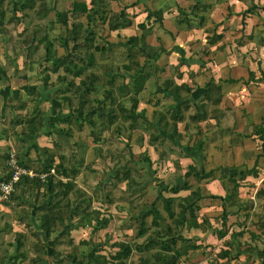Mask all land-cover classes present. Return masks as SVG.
Returning <instances> with one entry per match:
<instances>
[{
	"label": "crops",
	"instance_id": "0c3cea01",
	"mask_svg": "<svg viewBox=\"0 0 264 264\" xmlns=\"http://www.w3.org/2000/svg\"><path fill=\"white\" fill-rule=\"evenodd\" d=\"M72 1L42 0V3L36 1L31 7H26L24 10L18 8V2L15 0L0 1V9L3 10L0 21V68L4 69L3 75H0V179L9 175V167L6 163L9 152H13L17 160L25 163L26 167L45 175L49 168H54L55 164L61 161L64 166L76 169V173L72 177L74 183L84 173L83 168L92 170L91 166L96 161L93 158L86 159L82 156L83 149H85V153L93 151V146H91V142L82 141L81 131L83 128L86 129L91 140H96L92 138L90 129L92 127V130L99 131L97 130L99 125L97 115L90 116L91 121H94L93 125L91 123L89 125L79 112H76L78 120L73 119V116H71V120L67 121L52 119L63 118L71 112H75L79 97L73 96L65 100L64 96H70L71 92L63 89L65 80L59 79V76L64 75L68 78L70 73L65 74L62 66L56 71H51L47 67L48 63L42 61L44 52L42 43L36 42L38 38L27 40L28 36L25 34L27 29H32L36 34L40 33V37L45 34L48 39L54 40L55 54L61 56V59H65L67 55L71 56L73 52L75 54L76 51L92 50L95 45H103L104 50L101 53L96 50L94 54L95 56L102 54L111 59L106 67L111 73L110 76H106V80L112 76L111 83L107 84L113 89L116 100H118L116 89L127 91L129 96L132 82L130 76L135 70L142 67L150 69L149 76L137 79V83L139 82L137 94L144 87L146 81H152L154 87L152 91L147 92V95H161L162 98H168L163 109L154 108L152 110V112L155 111L153 119L157 118L158 112L161 111L166 114L163 121L169 122L168 104L174 102L172 94L164 95L162 92L156 91L157 86H162L165 82L169 86L180 82L187 85L203 86L211 76L214 81L219 79L220 82L221 99L217 104V109L212 113L209 112L202 121L195 124L187 118L188 113L192 110L189 108L184 110L183 119L177 122L179 132L186 138L190 136L191 140L193 139L190 133L194 129V131L201 129L198 130L199 136L203 139L200 158L195 155L180 156L177 154L178 147L172 148L176 154L174 158L176 166L171 162L175 168L174 182L163 180L161 182L176 184L187 181L189 183V187L176 192V196H174L175 193L166 194L175 197L174 205L177 207L176 202L180 197L190 195V192L195 189L199 191V196L196 199L199 206L194 212L198 221L201 216H206L211 227L186 228L182 226V231L186 229L197 230L196 232L200 231L204 234L208 232L212 237L210 241L215 240L220 248L224 247V240L229 236L230 225L236 224L242 228L240 235H237L233 240V245L237 248L236 254L230 258H219L218 264H236L237 262L239 264H264V256H260L259 252L264 246V231L262 229L264 195L255 194L258 187H264L262 181L264 178V150L255 147L260 139H258L254 127L259 121H262L260 125L264 128V75L261 76L264 71V0H109L107 9L116 12L115 18L118 19V23L114 28H109L107 22L94 24V19L92 24L96 27V32L92 36L93 39L88 47L81 46L80 49L73 48V44H69L71 41L66 47L62 46L57 38L66 33L65 26L56 19L55 15L56 11L62 10L68 11L69 22L76 20L82 24L78 33L79 42L84 35L85 15L82 13L70 14L69 8ZM77 1L86 2L87 0ZM177 7L185 10L189 25L186 22L177 21ZM44 8L46 11L43 14ZM153 9L161 11L160 23L153 19L152 15L147 17V13ZM194 13L203 16L201 23L195 22ZM130 37L135 38L133 45L127 44ZM21 39H25V43L20 42L19 44ZM35 44H37L36 48H34ZM117 57L122 59L115 60ZM135 60L138 62L137 65L134 63ZM150 62H152L151 68L148 64ZM125 63L130 66L129 69L122 67V64ZM93 68L94 65L87 69L92 70ZM124 69H127L131 75H124ZM248 71L251 72V79L248 78ZM45 73H48V77L43 82L42 76ZM78 78H80L79 75L76 76L77 80ZM104 87L107 85L104 84ZM96 93H98L97 90L88 95L91 104L94 105L98 103L96 99L101 98H98ZM198 94V92L195 93V96ZM150 97L151 95L147 97L146 102H151V104L157 102V97L152 101H150ZM67 100H71L69 105ZM103 101L105 106L109 104V99ZM194 102L195 99H192L191 104L193 105ZM136 110L140 113L137 118L141 116L144 120L141 115L144 109L136 108ZM224 118H227L226 120L229 122L225 120V123ZM41 119L43 125L36 127L34 133H31L29 127ZM119 121H121L120 118L110 124L108 128L115 124L119 125ZM147 121L145 119V122L142 123L145 127ZM152 128L149 127L148 136L152 132ZM102 131H99L98 134L100 135ZM159 132L164 133L161 129ZM215 138L218 141L217 145L220 141L222 142L220 148L213 145ZM155 140L156 144L154 142H148V144L158 152L164 150L158 145L159 138ZM191 140L189 144L192 143ZM163 142H166L165 148H171L170 145H174L166 139ZM204 142L207 152H204ZM215 156L218 158L215 159ZM207 161L208 165H206ZM141 165L137 160H134L131 167H143L145 173L151 169V163L149 166L145 163ZM42 167L48 169L42 170ZM125 167L123 164L112 165L107 170L105 168V175L111 177L112 184L115 181L126 183L123 178L116 179L118 176L115 175L116 171ZM245 169H250L249 173L236 180L233 178L239 170ZM202 170L204 172L210 170V172L208 175L200 176L199 173ZM136 173L138 174V172ZM49 174L65 180V177L55 173V170L54 172L49 171ZM118 174L120 176L119 172ZM195 174H198L200 179H195L197 178ZM131 177L136 180L132 174ZM43 179L41 180L43 181ZM233 179L237 181V186L229 195ZM136 185L139 187L136 186L135 189L144 188L146 183L142 181ZM79 188L83 192L85 191V187ZM36 189V186L29 187L23 181L14 186L13 191L6 199L0 201V232L28 230L25 223L29 221H33V227H36V213H39L38 204L49 197L48 193H44L45 198L39 200L41 193L35 195ZM94 191L96 192V190ZM92 192L91 194L84 192V197H88L90 200L87 207L90 217L93 215V211L98 210L99 216L107 217L109 220L112 214L101 212V208L92 203L94 200ZM155 197L157 196L155 195ZM105 199L108 200L109 197L106 196ZM71 200L79 203V196L74 198L72 196ZM96 201L98 205H101L105 200L97 197ZM81 208L82 206L79 207L80 210ZM173 208L175 212L178 211L174 206ZM198 210H200L199 213H197ZM80 216L81 213H74L66 218L60 226H56L59 232L56 235L58 242L55 248L60 242L65 241L72 249L66 250V254H62L59 250L60 256L44 254L41 264H49V259L54 260L56 257L67 259L72 250L80 255L81 250H76L74 243H90V237L94 232L105 229L108 224L107 221L104 227H96L94 219L91 218L88 221L86 217L83 218V222L77 225L73 224L78 221ZM129 216L134 218L132 213H129ZM69 222L72 223L71 228L68 230V234H64V225ZM86 227L89 240L87 238L78 240V238L74 242L70 237L72 231ZM223 228L226 229L225 234L217 237L214 231ZM181 230L183 237H191L184 236ZM232 231L235 229L232 228ZM192 233L199 237L195 242L200 243L201 236ZM107 235L109 236V233ZM105 240L107 241V239ZM114 241L116 240L111 242Z\"/></svg>",
	"mask_w": 264,
	"mask_h": 264
},
{
	"label": "trees",
	"instance_id": "16d2710c",
	"mask_svg": "<svg viewBox=\"0 0 264 264\" xmlns=\"http://www.w3.org/2000/svg\"><path fill=\"white\" fill-rule=\"evenodd\" d=\"M2 1V0H0ZM18 2V8L24 10L26 7H31L36 1L41 2L42 0H15ZM109 0H87L85 1H77L73 0L71 3V7L69 8L70 14L72 13H82L85 15L86 24L84 22V35L79 42L78 33L79 29L82 25L79 21L72 20L69 22L68 20V11H56V19L60 20V22L65 26L66 33L64 36H58V41L62 46H67L68 42L71 41L73 44V48L80 49L81 46L88 47L90 42L92 41V36L96 32V27L92 24L93 20L94 24L98 22L108 24L109 28H114L116 26L117 18L116 12H113L110 9H107V4ZM42 3V2H41ZM106 6V7H105ZM17 8V6L15 5ZM198 7V6H197ZM193 11L192 8H190ZM189 10V11H190ZM46 8L43 10V14L45 13ZM38 13V12H37ZM3 15V10L0 9V21L1 16ZM153 16V19H156L160 23L161 11L158 9L150 10L147 13V17ZM58 16H60L58 18ZM195 22L201 23L203 20V16L201 14H195ZM176 19L178 22H186L189 25V20L186 18V12L183 8L177 7V15ZM11 20V19H9ZM91 24V25H90ZM23 43H25V39H21ZM20 40V41H21ZM36 40V39H35ZM53 41L48 39L44 34L40 38L36 40L37 43H42L43 45V57L42 61L48 63V66L51 71H56L60 66L64 69L65 74L70 73V77L66 78L64 75L59 76V79L65 80L64 90H70V96H64L65 100L70 99L71 97H79V103L77 106V110L75 112H71L69 115L65 117H55V119H64V121L71 120V116L73 119L78 120L79 117L76 112H79L83 115V118L86 119L88 124L93 125L90 116L92 114H96L98 117V129L99 131L105 130L112 123H115L117 119H121L123 121H128V126L130 129L134 128L137 120V116L140 114L139 111L136 110L138 103V85L137 79L140 77H146L151 74L150 69L139 68L135 70V72L131 75L127 69L130 66L125 63L122 64V67L127 68L124 69V75H131L132 82L130 84V93L128 96V105L121 100H116L113 94V89L107 83H111L112 76L109 80H106V76H110V70L105 68L103 73L105 74L104 79L102 76H99V73L95 71V68L87 69L92 65L97 63V58L94 54V51L98 50L102 52L104 50L103 45H95L92 47V50H80L79 52L71 54V56H66L65 59H61V56H56L55 49L53 48ZM56 41V40H55ZM135 41L134 37H130L127 40L128 45H133L132 43ZM37 47V44L34 45V48ZM134 63L137 65L138 62L135 60ZM149 68H151L152 62L148 63ZM46 68V67H45ZM4 69L0 68V75H3ZM80 76L77 81H75L76 76ZM264 75V71L261 73V76ZM260 76V77H261ZM48 77V73L43 74L42 80L46 81ZM251 72L248 71V78L251 79ZM101 78V79H100ZM104 81L107 87L101 89L102 96L100 99H96V105L91 104L90 98L88 95L97 90V84L100 80ZM106 81V82H105ZM165 82V81H164ZM168 84V83H167ZM187 85L184 82H180L178 84H173L171 86L166 85V82L162 86H157L156 91L162 92L164 95L172 94L174 98V102L168 104L169 113V122L163 121V118L166 117L165 112L159 111L157 114V118L155 117L152 121H147L146 125L149 127H153L155 132L149 133L148 142L153 143L154 139L159 138L158 143H162L163 140H168L172 144L178 147L177 154L180 156H190L195 155L200 158L201 147L203 143V139L197 129L196 136H194L193 140H191L190 136L186 138L184 141L183 136L179 130L177 129V122L183 119V112L186 109L191 108L192 110L188 113L187 118L189 121L194 122L195 124L199 121H202L207 114L210 112H214L217 109V104L220 101L221 91H220V82L219 79L214 81V79L210 76L209 79L204 83L203 86H195ZM63 90V91H64ZM199 93L195 96V93ZM96 98V97H95ZM104 99H109V104L105 106ZM195 99L194 104H191V100ZM71 100H67V104L69 105ZM38 112V110H36ZM43 125L42 119L35 123L34 125L29 127L31 133H34V129L36 127ZM80 125V124H79ZM256 128V132L258 135V139H260V149L264 150V128L257 123L254 125ZM159 129L164 131V133L159 132ZM91 134L93 139H98L99 134L97 131L92 130ZM62 131V130H61ZM191 140V144L189 141ZM176 149V148H175ZM164 150H159L158 155L164 153ZM259 155V154H258ZM141 161L146 165H150L151 160L146 155V152L142 151L140 154ZM256 161V160H255ZM17 162L26 167V164L20 160ZM45 164V163H44ZM134 171L137 172L138 167H133ZM132 167L122 168L120 171H116L115 175L118 176L116 179L125 180L130 185L138 184L137 181L131 177ZM42 170L48 169L47 167L41 168ZM139 169V168H138ZM59 173L62 177H65V180L57 178L53 174H49V170L43 179L40 177L34 176L29 178L26 175H22L15 183L14 186L20 182L27 183L29 187L32 185L36 186L35 195L40 194V199L43 200L45 197L44 193H48L49 197L39 202L37 210L39 213H36L37 221L36 227H33V221H29L25 223V227L28 228L29 232L36 237V241L31 245L32 254L28 256L26 254L24 246V237L26 230H14L13 231V241L11 242V246L13 247L11 251L6 252L0 255V264H41L42 255H61L60 251L55 248L56 243L58 242V238L56 235L58 234V230L56 228L57 225H61L66 218L72 216V214H79L78 221L73 223L75 225L83 222V218L86 217L88 221L91 218L94 219V223L96 227H104L107 224L108 218L99 216V211H93V215L90 217L87 207L89 206V198L84 197V192L81 190L72 180V177L76 173V169L73 167H66L63 165L61 161L57 162L53 168V172ZM248 170H239L235 177V180L239 177H243L246 173H249ZM120 173V176L118 174ZM209 171H201L199 174L208 175ZM122 175V176H121ZM198 174H195V179H200ZM232 177V175H230ZM6 177H2L1 179H5ZM231 180V185L229 189V195L233 192V189L237 186V181ZM264 183V178L262 179ZM41 187V188H38ZM189 187V183L187 181L178 182L176 184H165L160 182L157 184L156 196L159 197L161 201L162 210L164 211V216H161L158 210L155 208L154 203L151 202L148 206L141 207L137 215L134 214V218L136 220V236H140L146 233L144 236V240L141 243H130L126 240H116L110 243V246L115 247L114 252L107 254L98 252L99 247L101 245L99 242L91 243L90 246L85 247L83 252L81 251L80 255H77L74 250L69 252V258H59L56 257L54 261L58 264H177L180 260V251L181 247L186 245L190 249L199 248L200 244L196 243L195 240L197 237L189 238L183 237L180 230L182 226L186 228L190 227H208L209 221L206 216H201L198 221L196 218L195 210L198 208V204L196 203V199L199 196V191L197 189L192 190L190 195L180 197L179 201H177L178 211L175 212L174 200L175 197L172 195H164L162 191H167L170 193H176L181 189H187ZM41 189V190H40ZM141 190V194L145 193V187L139 188ZM255 194L264 195V187H258L255 190ZM44 195V196H43ZM79 196V203L77 201L71 200V198ZM78 198V197H77ZM81 210L79 207H81ZM249 206V204H248ZM264 206V203H263ZM86 207V208H85ZM92 212V211H91ZM71 214V215H70ZM150 215V226H147L145 223L146 216ZM82 218V219H81ZM161 218V219H160ZM72 223H67L64 225V234H68V230L71 228ZM262 229L264 231V221L262 223ZM229 227V226H228ZM233 226L230 225L229 236L226 240H224V247H216L215 251L214 246H211L209 249V255L207 256V260L209 264H218L217 260L219 258H230L234 256L237 252V248L233 245V240L237 235H240L242 228L236 225L234 227L235 231H232ZM238 228V229H237ZM150 232L147 233V231ZM217 237H221L225 234L226 229L215 230L214 231ZM55 233V235H53ZM53 235V236H52ZM107 238V237H106ZM155 238L159 240L161 244H165V246H159L155 250H153L150 254L151 260L148 259L147 255L143 252V248L146 250L151 247L153 244L151 241ZM70 241V239H69ZM170 241V242H169ZM178 241V245L177 244ZM148 243L149 247H148ZM133 245L138 246V252L136 261L131 260L130 256L132 254ZM147 245V246H146ZM160 248V249H159ZM236 250V251H235ZM49 252L50 254H48ZM233 252V253H231ZM260 256H264V246L259 250ZM213 257V258H212Z\"/></svg>",
	"mask_w": 264,
	"mask_h": 264
},
{
	"label": "rangeland",
	"instance_id": "374dc122",
	"mask_svg": "<svg viewBox=\"0 0 264 264\" xmlns=\"http://www.w3.org/2000/svg\"><path fill=\"white\" fill-rule=\"evenodd\" d=\"M32 29H27L28 37H26L27 40H33L40 37V33H35ZM32 32V33H31ZM84 32V31H83ZM21 41H19L20 44ZM69 44H72L69 42ZM20 47V46H18ZM101 53V52H98ZM97 63L94 65L95 71L99 73V76H102V79L104 78L105 74L103 73V70L108 67V63L110 62L109 57L99 54L96 55ZM121 57L115 58V60H121ZM217 64L216 62L214 63ZM76 81V77L74 78ZM101 79V78H100ZM99 79V80H100ZM104 81L100 80L97 84V97L100 98L102 96L101 89L104 86ZM264 85V82H263ZM154 87V84L152 81H146L144 84V87L139 91L137 94L138 96V103L137 108H143L144 112L141 114L144 117V120L139 116L136 120V124L133 129H130L128 126L127 121H119V125L110 126L107 130H103L98 139L91 140V136L87 135L86 129L83 128L81 131L82 133V141L89 143L91 142L93 146V151H86L82 152V156L86 159L93 158L95 163L93 166H91L92 170H89V168H83L84 173L82 176L76 179L75 184H79L78 187H85L86 193L91 194L92 191L96 190V192H92V195L94 196L93 204L99 208H101V212L105 213H111L112 216L109 217L108 224L105 226V229H100L94 232L93 236L90 237L91 242H101V245H98L99 250L98 252L109 254L114 252L115 248L113 246H110V242L112 240H118V239H124L130 243H141L142 240H144V236L146 235H140L136 236V221L134 218L129 216V213L135 214L138 212V210L141 207L148 206L149 203L153 201L155 208L158 210L159 214L161 216H164V211L161 207V201L159 197H155L156 190H157V184L163 181H173L174 178V171L175 168L173 165H175L176 160L174 161V158L176 157L175 150L172 148H175V145H170L171 148H165L166 142H162L161 144L158 143L159 146H161V149H164V153L158 155V150L153 149L150 144H148V132L149 127H145L142 123L145 122V119L148 121L153 120V116L155 114V111L152 112L154 108L156 109H163V106H166V101L168 98H162V96L158 95H151V100H154L153 98H156V103L151 104V102H146L147 97L150 95H147L148 91H152ZM116 95L117 99L121 100L125 103V105H128V93L119 91L116 89ZM260 97V96H259ZM227 118H224V122H229V120H226ZM226 120V121H225ZM264 121V120H263ZM262 121H259L260 124ZM195 130V129H194ZM194 130L190 133L192 139L194 136H196V132ZM155 129L152 128V132H154ZM199 135V134H198ZM208 139V138H206ZM183 140H186V137L183 138ZM156 140L154 141V144H156ZM218 141L217 138L214 139L213 145H216V148H220L222 146V142H219V145H217ZM260 142L257 141L255 147L259 148ZM144 149V150H143ZM226 151V149H223ZM146 152V155L151 160V169L145 173L143 172V167L138 168L137 172L138 174L132 170L131 174L134 176L138 183H141L144 181L146 183L145 185V193L141 194V190L139 188L135 189L136 186L139 187L136 184H129L128 182H118L115 181L114 184L110 182L111 177L105 175L106 170L110 168L112 165H121L124 166H132V163L134 160H137L139 164H142L140 154L141 152ZM204 152L206 151L205 148V142H204ZM225 153V152H224ZM234 154L233 152H230ZM173 158V159H172ZM218 157L215 156V159ZM172 162V164H171ZM185 162V161H182ZM239 163V161H236ZM141 165V166H142ZM206 165H208V161L206 162ZM176 166V165H175ZM263 167V166H262ZM264 173V168H263ZM264 175V174H263ZM112 180V179H111ZM104 182V183H103ZM174 182V181H173ZM164 183V182H163ZM96 185V186H94ZM100 186V187H99ZM122 186V187H121ZM98 189V190H97ZM92 190V191H91ZM243 191V190H242ZM183 192V191H181ZM163 194H170V192L162 191ZM184 193V192H183ZM177 193L174 194L176 196ZM109 197V199H105ZM179 196V195H178ZM97 197L103 198L105 201L102 202L101 205L97 204ZM256 199V198H255ZM175 202V201H174ZM218 202V201H217ZM176 210L178 207L174 205ZM200 210L197 211L199 213ZM129 217V218H128ZM122 219H124L122 221ZM161 219V218H160ZM126 220V221H125ZM216 221V220H214ZM145 223L147 226H150V216L148 215L145 218ZM251 225V224H249ZM233 228L236 227V224L232 225ZM87 228V227H86ZM77 228L74 232L72 231L70 237L73 238L74 242L78 240H81L82 238H87L89 240L88 235V228ZM184 229V228H183ZM182 231V230H181ZM197 230L191 231L184 229L182 232L184 233V236H191L190 238L195 237L194 233H197L195 235L201 236V239L199 240L200 247L195 249H190L186 245L181 247L180 251V260L177 264H209V259H207V256L209 255V249L211 246H214V249L212 251H215L218 247V244L215 243V240L210 241L212 237H210L209 233H202L200 231L196 232ZM150 232V230L147 231V233ZM109 233V236L107 235ZM24 237V246L23 249H25L26 254L30 256L32 254V248L31 245L34 241H36V237L29 232V230H26ZM55 235V233H54ZM107 236V238H106ZM204 236V238H202ZM212 236V235H211ZM81 237V238H80ZM199 238L198 236H196ZM107 239V241L105 240ZM209 240V241H208ZM13 241V230H7L0 232V255L4 254L6 252H9L12 250L11 242ZM90 242V243H91ZM170 242V241H169ZM178 242V241H177ZM209 242V243H208ZM89 242H83V243H74L76 250L83 251L84 248L90 244ZM153 244L151 247H148L146 250L143 248V252L145 255H147L148 259L151 260V252L155 250L159 246H165V244H161L159 240H156L153 238L151 241ZM146 245V246H147ZM178 245V243L176 244ZM58 250L61 251L62 254H66V250H71L72 247L67 244V242L62 241L60 242L57 247ZM132 254L130 256L131 260L134 262L136 261L137 255H138V246L133 245L132 247ZM158 249V248H157ZM160 249V248H159ZM213 258V257H212ZM48 259V258H47ZM217 262H219L217 260ZM49 264H58L53 259H49ZM236 264H239L237 262Z\"/></svg>",
	"mask_w": 264,
	"mask_h": 264
},
{
	"label": "built area",
	"instance_id": "2783aa9c",
	"mask_svg": "<svg viewBox=\"0 0 264 264\" xmlns=\"http://www.w3.org/2000/svg\"><path fill=\"white\" fill-rule=\"evenodd\" d=\"M6 163L9 167V175L5 179H0V201L6 199L14 189V183L22 176H39L43 179L44 173H37L28 167H24L17 162L13 152H9L6 157ZM53 172V168H49Z\"/></svg>",
	"mask_w": 264,
	"mask_h": 264
}]
</instances>
